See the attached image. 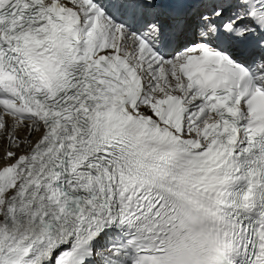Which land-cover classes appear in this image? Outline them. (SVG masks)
Wrapping results in <instances>:
<instances>
[{
  "label": "snow or ice",
  "instance_id": "6c2138e0",
  "mask_svg": "<svg viewBox=\"0 0 264 264\" xmlns=\"http://www.w3.org/2000/svg\"><path fill=\"white\" fill-rule=\"evenodd\" d=\"M0 264H264V0H0Z\"/></svg>",
  "mask_w": 264,
  "mask_h": 264
},
{
  "label": "rangeland",
  "instance_id": "374dc122",
  "mask_svg": "<svg viewBox=\"0 0 264 264\" xmlns=\"http://www.w3.org/2000/svg\"><path fill=\"white\" fill-rule=\"evenodd\" d=\"M2 145H3V141L0 140V154H2V152H3V147H2Z\"/></svg>",
  "mask_w": 264,
  "mask_h": 264
}]
</instances>
